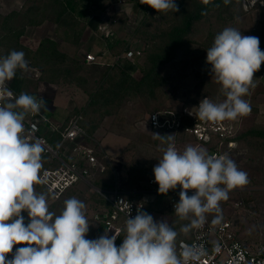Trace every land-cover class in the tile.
<instances>
[{
	"label": "clouds",
	"instance_id": "9594fccd",
	"mask_svg": "<svg viewBox=\"0 0 264 264\" xmlns=\"http://www.w3.org/2000/svg\"><path fill=\"white\" fill-rule=\"evenodd\" d=\"M212 0H201L208 5ZM231 0H224L229 4ZM158 13L179 11L175 0H140ZM204 13H202L203 15ZM256 36H245L233 27L219 32L207 49L206 63L225 97L215 103L208 98L200 101L198 117L205 122L235 121L251 112L244 99L255 88L254 74L264 63V51ZM29 68L23 51L12 50L0 57V264H199L205 254L202 246L185 244L177 252L179 233L167 222L157 221L139 208L135 217L130 211L123 229L98 239H86L89 221L86 205L72 197L64 201L60 214L49 210L48 194L36 191V185L46 183L41 175L44 147L25 134L24 120L44 107V99L21 93L13 97L7 87L17 71ZM167 144L162 158L154 166L159 194H167L179 185V202L174 212L180 220H190L180 228L187 235L199 229L206 215L216 213L213 224H219L221 202L229 192L247 185L248 174L225 155L209 154L200 146L188 145L181 152L175 146L174 135H153ZM223 186V187H221ZM189 190L193 191L191 196ZM22 212H27L25 224ZM123 232L122 244L115 241ZM25 245L16 249L15 245Z\"/></svg>",
	"mask_w": 264,
	"mask_h": 264
},
{
	"label": "rangeland",
	"instance_id": "374dc122",
	"mask_svg": "<svg viewBox=\"0 0 264 264\" xmlns=\"http://www.w3.org/2000/svg\"><path fill=\"white\" fill-rule=\"evenodd\" d=\"M46 1L0 0V21L12 10H23L27 4H45ZM113 2H117L118 4H136L131 0H107L105 3L110 4ZM75 3L82 12L86 11V15H89L90 11L93 10L89 17L92 16L94 18L96 14H99L102 19L117 20L115 29H117L123 39L120 41L119 46L113 47L116 55L125 49L124 47L127 46L129 39H142L143 47H145L147 44L144 38H146L150 46L154 42V36H158L161 33L159 28H167L179 22V19L174 14L170 12L164 15L155 14V10L152 8L144 12L143 8L138 6L134 20L131 17L127 18L126 14L123 13L122 15L112 13L111 9L107 13L106 10L109 9V6L105 9L104 7L97 8L93 5L94 8H92L91 3L94 4L92 0H78ZM230 12L232 14L225 9L219 13L213 14L211 12L206 21L202 20L198 22L184 38V43L179 49L177 56L161 66L160 70L165 79V84L162 86L163 94L160 96L161 100L165 99L163 110H171L181 118V114H184L183 110L187 108L199 119L197 107L202 99L208 98L215 103H219L225 98L220 91L221 86L212 77L211 66L206 63L207 49L213 44V42L209 41L217 35L215 31L220 32L226 27H233L240 30L242 35L256 36L260 40L259 46L261 51H264V0H241L240 4H235ZM40 16L47 17L46 12ZM54 27L52 22L44 20L40 25L28 30L27 35L23 38V42L27 45L25 51L23 49V52L26 54L25 59L31 57L28 55L32 52L31 50H34L41 37L45 36V34L55 35ZM29 49H31L30 52ZM148 66L149 62L147 61L146 52L143 50V54L139 58L134 59V65L128 71L133 76L140 78ZM90 74L96 76L98 72H91ZM19 75H17L18 78L15 77L13 81L11 80L7 84L18 83L21 76H24L26 82L30 80V83L23 84V89L26 92H31L39 99L42 97L44 104L50 103V100L58 97L60 102L70 106L69 117L74 115L76 109L83 106L88 99L86 92L76 85L54 87L45 82L32 81L30 79L32 78L31 74L21 73ZM254 83L256 85L255 88L250 89V95L244 97V99L250 102V114L235 121H222L226 127V137L220 139L216 135H211L210 141H200L196 136L184 129L185 127L194 126L195 123L192 118L187 117L181 118V126L176 132H169L170 135H174L175 146L179 151L182 152L188 145L200 146L207 152L218 148L224 155L226 154L230 159L235 161L240 170L247 172L250 182L243 187L229 192V198L226 201H222L220 205L221 221L226 219L231 220L240 237L259 236V222L264 217V141L261 140L258 143L254 141L251 145L243 142L244 145H241L235 139L239 133L252 127L254 124L264 122V63H262L260 70L254 74ZM91 84L93 85V83ZM7 86L9 87V85ZM18 88L20 87L18 86ZM123 109L126 115L125 119L119 120L116 123V127H125V131L121 135H125L130 139L127 147L123 153H119L116 157L104 154L100 150L102 155L100 158L98 157L100 161L104 159V162L114 170L117 189L135 188L137 187V181L140 179L153 178V166L159 163L163 150L167 147V144L155 141L153 138V135L158 132H153L150 128L151 126L148 121L149 112L147 111L145 102L137 104L132 102L125 103ZM111 121L112 117H107L103 121L99 132H107ZM199 121L201 120L199 119ZM47 127H51L50 122L42 125V128ZM167 133L159 134L165 136ZM228 137L232 138L234 142L233 147H230ZM220 140H222V143L219 142ZM101 141L104 148L111 153L117 151L120 148L119 144L122 143L113 135L106 136ZM51 143L55 147L59 145L55 140L51 141ZM68 144L70 142H67L63 148L67 149L66 151L72 149ZM89 144L92 147L97 146L92 142H89ZM96 149H99L98 146ZM93 181L92 178L91 182L93 183ZM94 186L88 182H81L79 184L80 191L75 190V195L73 196L83 201L86 205L85 212L90 223L86 239L89 240L98 239L102 236L103 231H105L104 223L94 217L96 213L101 211L102 206L91 199V194L94 191L99 192L103 196L105 189L96 186L97 189ZM143 186L149 185L144 184ZM155 186L158 187V185ZM157 194L156 198H158V201L154 207L152 206L154 204L152 201L146 203V213L152 216H162L171 226H180L179 229L190 222V220H180L176 216L175 210L171 208L168 195ZM192 194L193 191L190 190L188 195L191 196ZM66 199L68 198L62 200L58 210L54 213L60 214ZM154 211L156 214H153ZM215 215L216 213H209L206 217L214 219ZM100 226L102 227L99 228ZM191 233L192 231L187 235H191ZM180 234L185 235L181 232ZM16 249L17 246L15 245L12 253H10L11 256L15 254Z\"/></svg>",
	"mask_w": 264,
	"mask_h": 264
},
{
	"label": "trees",
	"instance_id": "16d2710c",
	"mask_svg": "<svg viewBox=\"0 0 264 264\" xmlns=\"http://www.w3.org/2000/svg\"><path fill=\"white\" fill-rule=\"evenodd\" d=\"M106 1L107 0H93V3L97 8H102ZM131 1L143 8L144 12L151 9L147 4H141L140 0ZM175 2L179 7V11L167 12L174 14L175 17L179 19L178 24H172L167 28H159L161 33L158 36H154V42L150 46L148 40L141 36L145 39L144 41L147 44L142 48L146 52L149 66L140 78L133 76L128 70L116 63L106 67L100 66V64L94 62H89L90 64H87L86 61H81L64 51L57 40L46 35L40 38L33 50L31 61L29 62L31 67L38 70L36 79L46 83L57 84L58 86L76 85L81 87L88 96L86 104L77 108L74 115L69 117L65 123L53 131L52 135L49 137L50 141L53 142L55 140L59 143L62 139V134L68 130L72 121L77 117H79L78 122L80 126L87 134L85 136L88 142L87 144L93 142L90 137L95 136L96 131L101 128L103 121L107 117H112L111 124L107 131L122 134L125 131V127L118 128L116 127V123L119 120L125 119L126 115L123 109L125 103L132 102L137 104L145 102L147 111L149 112L148 121L149 115L152 112L163 111L165 99L161 100L160 96L163 94L162 86L165 84V79L160 70L161 66L177 56L179 49L184 43V38L198 22L202 20L206 21L211 12L213 14L219 13L225 9L232 14L230 10L233 9L235 4H240L241 0H231L229 4H225L224 0H212L208 5L201 3V0H175ZM44 12H46L47 17L40 16ZM167 12L158 13L155 10V14L159 15H164ZM202 13L204 14L202 15ZM73 19V14L69 10L66 0H47L45 4H27L23 10H12L0 21V47L4 49V53L1 57L6 56L12 50L20 51L23 38L27 35L28 30L40 25L44 20L52 22L55 25V31L59 34L62 33L63 29L71 31L75 41L78 42L84 30H81L80 28L82 26L75 24ZM215 33L218 34L219 32L215 31ZM209 42H214V37ZM91 72H98V74L94 76L90 74ZM19 74L20 71L18 70L16 75ZM91 83H93V85ZM21 93L27 92H24L22 88H20L14 97L10 99L18 97ZM235 139H237L241 145H244L243 142L251 145L254 141L256 143L261 140L264 141V122L254 124L252 127L239 133ZM228 140H232V138H228ZM94 149L97 157L100 158L102 155L101 151L96 149V147H94ZM123 151L121 153H123ZM63 157L65 160L70 159L68 156ZM42 163L43 167L41 169V174L46 168H55L61 165V161L58 158L45 152L42 153ZM138 170L141 171L139 168ZM132 177H134V175H132ZM93 180L94 185L101 189L110 190L115 188V172L111 166L104 162V159H101L99 162ZM81 182L85 181L82 179L78 180L68 187L59 197L51 193L45 183L36 185L35 187L37 192L48 194L49 210L55 212L58 210L63 199L72 198L75 195V190L78 192L80 191L79 184ZM162 195H168V193ZM91 199L102 206L100 210L110 208V204L106 198L97 191L91 194ZM157 201L158 198H155L152 202L154 203L152 204L153 207L156 205ZM178 202L179 197L177 203ZM21 215L25 218V224L30 222L27 212H22ZM208 219L211 222L213 221V219ZM172 227L179 233L177 240L191 238L192 233L187 236L180 234V226L172 225ZM122 241L123 236L118 240L117 247L122 244ZM8 258L11 259L12 256L9 254Z\"/></svg>",
	"mask_w": 264,
	"mask_h": 264
},
{
	"label": "built area",
	"instance_id": "2783aa9c",
	"mask_svg": "<svg viewBox=\"0 0 264 264\" xmlns=\"http://www.w3.org/2000/svg\"><path fill=\"white\" fill-rule=\"evenodd\" d=\"M143 54V48H130L123 54L116 55V60L122 58L137 59ZM103 55H97L89 52L85 54L87 62L103 63ZM13 93V90L9 89ZM38 99V98H37ZM182 118H192L194 126L185 127L184 129L196 136L200 141L208 142L211 135L223 138L227 136L226 127L223 122H205L199 121L195 114L187 108L183 110ZM45 116L41 113L29 114L24 120L25 134L30 136L31 140L41 141L44 152L58 158L61 161L59 167H49L43 170L42 176L46 177V185L51 193L59 197L68 187L78 180H89L93 178L99 165V158L95 149L91 146L84 145L81 141L87 135L85 130L80 126L77 117L72 121L68 130L62 134V139L58 147L52 145L49 138L41 132V125L45 121ZM150 125L154 129H178L182 120L171 110L155 111L149 115ZM229 138V137H228ZM72 149H63L65 144ZM222 143V140L219 141ZM218 142V143H219ZM230 147H233V140L228 141ZM218 147V146H217ZM70 156L65 160L61 155ZM209 154L224 155L221 150L215 148ZM107 156V155H105ZM151 183H155V178H151ZM181 187L169 190L170 205L174 208L177 203ZM190 191V190H189ZM103 196L110 204V208L101 210L94 215L95 219L104 223L105 232L109 237L115 234V230L123 229L127 219V213L130 211V218L135 217L138 208L144 211L145 202L129 196L117 189L104 191ZM259 237L257 239H243L235 231L233 222L229 219L220 221L219 224H213L207 217L203 226L199 229H193L190 239H179L176 241L177 252L187 245L202 246L204 255L201 257L199 264H264V217L259 222ZM124 235L120 232L115 244Z\"/></svg>",
	"mask_w": 264,
	"mask_h": 264
},
{
	"label": "crops",
	"instance_id": "0c3cea01",
	"mask_svg": "<svg viewBox=\"0 0 264 264\" xmlns=\"http://www.w3.org/2000/svg\"><path fill=\"white\" fill-rule=\"evenodd\" d=\"M75 1L78 2V0H66V4H67L69 10L71 11V13L73 14V17H74L73 22H75V24L82 26L80 29L84 30L81 39L78 42H76L74 39V35H72L71 31H66L65 29L62 30L61 34H59L55 31V28H54V31H55L54 34L55 35H50V34H45V35L52 38V39L57 40L61 44V47H62V49H64V51H66L69 55L74 56L75 58H77L81 61H86L85 60V54L92 52V53H95L97 55H103V59H101V61H104V62L103 63L102 62L96 63V64H100V66H103V67L112 66L114 63H116V64H119L122 67H124L126 70L131 69L134 65V60H132V59L122 58L121 60L115 61L116 60L115 59L116 54L113 51V47L119 46L120 41H122V39H123L121 37V35L119 34V32L117 31V29H115V26H116L115 23H117V20L116 19L115 20L102 19L101 16H99V14L98 15L96 14V16L94 18L92 16L89 17L90 13H92L93 10L90 11L89 15L88 14L86 15V11L82 12L79 9V7L77 6V4L75 3ZM92 2H93V0H92ZM91 5H92L91 7L94 8L95 4L91 3ZM108 6H109V9L106 10L107 13L111 9L112 13H116V14H120V15H122V13H123V14H126L127 18L131 17L134 20L136 18V12H137L136 8L138 7V5H136V4H132V3L131 4H126V3L125 4L124 3L118 4L117 2H113L110 4H106V3L104 4L105 9ZM104 26H105V28H104ZM141 47H143V41L141 39H135V40L129 39L127 46L124 47L125 49L121 53H119L118 55L123 54V52L125 50H128L130 48H141ZM26 48H27V45H25V43L23 42L20 46V51H23V49L25 51ZM30 50L31 49H29V52H30ZM31 51L32 52L30 53V55H28L31 57L29 59L26 58V60L28 61V64L31 61L32 54L34 52L33 50H31ZM3 53H4V49L0 47V57L3 55ZM87 64H90V63L87 62ZM29 68L34 69L30 65H29ZM21 73H23V72L20 71V74ZM26 74H29V75L31 74L32 78H30V79L32 81L44 82V81H39L36 79L37 74H38L37 69L35 71H29ZM16 78H18L17 75H16ZM29 81L26 82L25 77L21 76L20 82H18V83L14 82L11 85L9 83L7 85H9V88H11V90H13L14 95H15L16 92L20 88H22V90L24 92H26L23 89L24 88L23 86L27 83H30ZM47 84H50L54 87H58L57 84H51V83H47ZM18 86L20 88H18ZM27 93L33 95L31 92H27ZM34 96L37 97L36 95H34ZM85 104L86 103H84V105ZM69 109H70V106L60 102L58 97L54 100L53 99L50 100V103L44 104V107L41 108V113L45 116L46 119H45V121H43L42 125L46 122H50L51 127L42 128V125H41V132L49 138L52 135L54 130H56L58 127H60L63 123H65L67 121V119L69 118V113H70ZM182 116L183 115L181 114V118H182ZM178 117L180 118V116H178ZM52 128H55V129H52ZM150 128H151V130H153V132L154 131L158 132L157 133L158 135H160L159 133H167V131H168L167 135H170L169 134L170 131L176 132L178 130V129H166V128H162V129H154L152 127H150ZM109 135H113V136L117 137V139L122 142L121 144H119L120 148L113 153L107 151L104 148V146L102 145V141H101L102 138H105L106 136H109ZM90 138L93 140L92 143L97 145L99 150H101L104 154H107L110 156L114 155L115 157H116V155L118 156L119 153H121L127 147L128 142L130 140L125 135L116 134V133L108 132V131L105 133H101V132H99V130L96 131L94 137L91 136ZM154 140L160 141L159 139H154ZM81 143H83L84 145L90 146V144H87L88 142H87L85 137L81 141ZM61 154H62V152H61ZM63 156H65L64 153H63ZM71 156H73V155H70L68 157H71ZM150 166L152 167V165H150ZM149 169H150V167H149ZM94 176H93V178H94ZM150 178L151 177H148L147 179H144V178L140 179L139 181H137V183H136L137 187H135V188L117 189V185H115L114 189L122 191L123 193H125L127 195L130 194L129 196H132L138 200H143L145 202V204L149 201L153 202L156 198V194L158 193V187H156L154 184L151 183ZM91 179L84 180V181L88 182L89 184L94 186V184L91 182ZM144 184H147L149 186H143ZM114 189L105 190V191H111ZM168 197L170 200V194L169 193H168ZM154 213H155V211L153 212V214ZM153 218H154V220H157V221L165 220L164 217H162V216L160 217L159 215H153ZM101 227L102 226H100L99 228H101ZM236 233H237V231H236ZM104 234H105V231H103L102 236ZM258 237L259 236L257 235L255 237H241V238H243V239H257ZM16 246H17V248H19V247H23L25 245L21 244V245H16Z\"/></svg>",
	"mask_w": 264,
	"mask_h": 264
},
{
	"label": "water",
	"instance_id": "95a60500",
	"mask_svg": "<svg viewBox=\"0 0 264 264\" xmlns=\"http://www.w3.org/2000/svg\"><path fill=\"white\" fill-rule=\"evenodd\" d=\"M95 188H97L96 186H94ZM98 189V188H97Z\"/></svg>",
	"mask_w": 264,
	"mask_h": 264
}]
</instances>
